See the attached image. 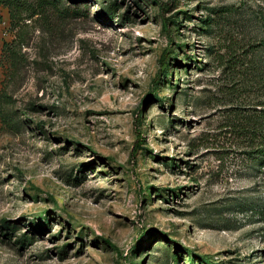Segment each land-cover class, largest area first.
<instances>
[{
	"label": "rangeland",
	"instance_id": "374dc122",
	"mask_svg": "<svg viewBox=\"0 0 264 264\" xmlns=\"http://www.w3.org/2000/svg\"><path fill=\"white\" fill-rule=\"evenodd\" d=\"M59 1L0 6V264H264V0Z\"/></svg>",
	"mask_w": 264,
	"mask_h": 264
},
{
	"label": "trees",
	"instance_id": "16d2710c",
	"mask_svg": "<svg viewBox=\"0 0 264 264\" xmlns=\"http://www.w3.org/2000/svg\"><path fill=\"white\" fill-rule=\"evenodd\" d=\"M59 3V0H36L32 6L25 0H0V6L5 7L9 12L13 30H19L23 22L36 15L43 14L50 8H56ZM137 138V140L143 141L138 132Z\"/></svg>",
	"mask_w": 264,
	"mask_h": 264
},
{
	"label": "crops",
	"instance_id": "0c3cea01",
	"mask_svg": "<svg viewBox=\"0 0 264 264\" xmlns=\"http://www.w3.org/2000/svg\"><path fill=\"white\" fill-rule=\"evenodd\" d=\"M1 12H3V9L0 7V14H1Z\"/></svg>",
	"mask_w": 264,
	"mask_h": 264
}]
</instances>
